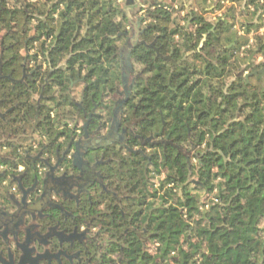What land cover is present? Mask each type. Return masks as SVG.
Here are the masks:
<instances>
[{"label":"trees","instance_id":"obj_1","mask_svg":"<svg viewBox=\"0 0 264 264\" xmlns=\"http://www.w3.org/2000/svg\"><path fill=\"white\" fill-rule=\"evenodd\" d=\"M129 2L4 0V104L24 119L40 125L44 119L59 140L67 135L62 119L103 130L121 103L122 123L133 129L125 142L132 154L121 150L117 157L123 168L133 167L134 188L143 195L134 201L144 199L133 215L145 213L139 223L147 244L157 246V254H149L142 238L132 236V264H264V61H250L256 48L232 55L247 43L232 30V8L209 22L158 4L145 10L137 29ZM190 18L186 31L179 23ZM145 26L154 37L142 35L147 45L129 48L133 79L120 101L121 48L130 31L141 34ZM184 52L190 53L186 59ZM242 67L253 75L239 76ZM160 132L155 140L161 141L143 143ZM149 148L157 152L148 156ZM141 164L147 178L136 181ZM160 176L158 188H149L151 177ZM213 190L218 202L202 212V194Z\"/></svg>","mask_w":264,"mask_h":264},{"label":"flooded vegetation","instance_id":"obj_2","mask_svg":"<svg viewBox=\"0 0 264 264\" xmlns=\"http://www.w3.org/2000/svg\"><path fill=\"white\" fill-rule=\"evenodd\" d=\"M3 66L1 51L0 86L9 78ZM120 106L108 128L74 120L58 140L44 119L11 123L13 109L0 96V264H131L132 236L146 247L145 213L133 215L143 195L117 157L132 154ZM15 130L21 135L12 138Z\"/></svg>","mask_w":264,"mask_h":264},{"label":"crops","instance_id":"obj_3","mask_svg":"<svg viewBox=\"0 0 264 264\" xmlns=\"http://www.w3.org/2000/svg\"><path fill=\"white\" fill-rule=\"evenodd\" d=\"M250 2L251 0H201L200 3L196 0H164L163 2H161V0L140 1L141 6H144L142 10V17L144 19L147 18L145 10H147L149 6L154 7L158 4L170 5L168 11L173 14H179L180 17L193 13L202 16L209 22H217L222 17L224 18V14H226L228 8L234 9L235 21H233L235 23L233 24L232 30L236 32L237 38H245L247 40V43L241 47L240 55L242 56L243 52H248L256 48L250 61L255 59V63L259 64L264 61V55L260 54L262 46H264V0H254V3ZM144 19L142 21H144ZM190 22L191 18L187 25H190ZM181 24L182 23L179 24L180 27ZM261 71L263 73V70Z\"/></svg>","mask_w":264,"mask_h":264},{"label":"rangeland","instance_id":"obj_4","mask_svg":"<svg viewBox=\"0 0 264 264\" xmlns=\"http://www.w3.org/2000/svg\"><path fill=\"white\" fill-rule=\"evenodd\" d=\"M118 1L120 2L122 0H118ZM131 1H132L131 3L129 2V5H131V7L128 5L129 8L127 9V11H128L129 16L131 17L132 23L135 24V23H137L138 18L142 17V11L141 10L139 11V7H140L141 3H137L136 0H131ZM140 1H142V0H140ZM163 1L164 0H161V2H163ZM234 21H233L232 24L235 23ZM180 23H182L181 27H184V25H185L186 26V31H189V26H188L189 24L187 25V22L185 20H182ZM143 25H145V24H143ZM136 28H137V26H136ZM137 29H139V28H137ZM137 29H136V31H137ZM148 29L149 28H147L145 26V28L142 29L141 34H138V31L136 32L135 29H133V32L130 31V35L127 37V39L125 40L126 42L124 43V45L121 48L122 70H123L122 81H121L122 82V89H121L122 93L121 94H123V95L119 96L120 97L119 98L120 101L122 100L121 98L128 92L129 85H130V83H131V81L133 79V76H132L133 74H131V69L129 67V64H130L129 63V61H130L129 60V55H128L129 48L132 45H135V44L144 43V45H147L145 43V41L142 39V35H143L144 38L150 39V40L154 37L153 34L151 33L153 31L152 30H148ZM2 36H3V31H0V40H1ZM175 40L180 42V39L178 37H176ZM122 44H123V42H122ZM156 52L158 53V51H156ZM0 54H1V48H0ZM162 54L164 56L163 57L164 60H166V61L169 60V57H170L169 54L170 53H169V51L167 49H165L162 52ZM189 55H190L189 52H184V58L183 59H186ZM232 55L234 57L241 56L240 53L237 52V51H234ZM137 70H139V69H137ZM240 71H239V73H240ZM246 74H249V73H246ZM123 75H125V79H124L125 81H123ZM80 92H81V87L80 86H76L74 88L75 97L80 98ZM31 99H32L31 102L33 103V102H35L36 97H33ZM8 107H9V105H6V107L4 109H7ZM15 117H17L19 119V118H23V115L20 112H15V113H13L10 116V118H15ZM64 120H66V119H62V122H64ZM66 121H67V124L70 125V126L75 124L74 120H66ZM104 131H106V130H104ZM13 137H17V135L12 136V138ZM155 141L159 142V141H161V139L160 140H155ZM145 152H146L145 154H147L148 156H151V155H153V154H155L157 152V149L156 148H149ZM143 167H144V164H141V166L138 169H136L138 171V177L135 178L136 181L137 180L139 181L140 178L141 179L142 178L143 179L147 178L146 173H145V176H143V174H142ZM145 171H146V169L144 170V172ZM162 178H163V176L151 177V180L148 181L149 188H154V189L158 188L159 183H160ZM132 182H133V180H132ZM133 184H136V183L133 182ZM160 194H162V193H160ZM216 194H217L216 190H213L212 192H206V193L202 194L203 197L201 199V205H200V210L202 212L208 210L212 203H217L218 202ZM145 249H146V251L149 254H152V255H156L157 254V246L154 245V244H149L148 243L146 245ZM133 257H134V255H132V260H133ZM132 260H131V264H132Z\"/></svg>","mask_w":264,"mask_h":264},{"label":"water","instance_id":"obj_5","mask_svg":"<svg viewBox=\"0 0 264 264\" xmlns=\"http://www.w3.org/2000/svg\"><path fill=\"white\" fill-rule=\"evenodd\" d=\"M143 19H144L143 17L138 18V20H137V28H139L140 22H142ZM142 44L144 45V43H142ZM129 67H130V64H129ZM260 73H262V71ZM255 74H257V73H254V75ZM243 75H244V68H242L241 71H240V73H239V76H243ZM251 75H253V74H245L244 77L247 79ZM124 79H125V75H123V81H125ZM119 108L121 109V106ZM160 134H161V132L158 133V134H155L154 137H157ZM151 140H152V137H150L148 139V142H150Z\"/></svg>","mask_w":264,"mask_h":264}]
</instances>
